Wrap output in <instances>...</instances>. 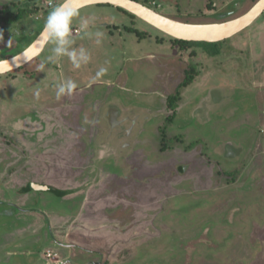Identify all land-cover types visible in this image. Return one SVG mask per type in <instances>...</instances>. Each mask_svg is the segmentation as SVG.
<instances>
[{
	"label": "rangeland",
	"instance_id": "1",
	"mask_svg": "<svg viewBox=\"0 0 264 264\" xmlns=\"http://www.w3.org/2000/svg\"><path fill=\"white\" fill-rule=\"evenodd\" d=\"M137 1L194 24L257 2ZM61 2L0 0L11 18L0 59ZM71 39L91 57L79 69L48 63L47 43L0 74V264H264V11L217 45L191 46L89 5ZM66 79L78 87L57 98ZM32 184L51 190H23Z\"/></svg>",
	"mask_w": 264,
	"mask_h": 264
},
{
	"label": "water",
	"instance_id": "2",
	"mask_svg": "<svg viewBox=\"0 0 264 264\" xmlns=\"http://www.w3.org/2000/svg\"><path fill=\"white\" fill-rule=\"evenodd\" d=\"M105 3L125 9L172 38L204 42H218L230 38L251 25L264 11V0H257L246 13L237 18L222 22L194 24L172 19L137 0H74L72 7L80 9L89 5ZM46 44L47 40L42 29L23 50L0 59L7 60L11 66V70H7L8 66L5 65L3 70H0V74L14 71L26 65L43 51ZM32 187L41 190L51 189L47 185L39 184H33Z\"/></svg>",
	"mask_w": 264,
	"mask_h": 264
},
{
	"label": "clouds",
	"instance_id": "3",
	"mask_svg": "<svg viewBox=\"0 0 264 264\" xmlns=\"http://www.w3.org/2000/svg\"><path fill=\"white\" fill-rule=\"evenodd\" d=\"M74 0H62L61 3L52 7L49 11L43 25V35H45L47 43L51 44V54L46 58L48 63H54L61 57H67L73 68L79 69L82 65L89 63L91 57L87 49L74 47L71 39L73 18L79 15V9L72 7ZM87 28V23L82 24V30ZM103 34L96 33L98 39L97 44L101 43L99 37ZM2 38V37H0ZM10 44V41L8 42ZM30 59V57H29ZM7 65V70H11V66L7 60H0V70ZM45 62H41L39 70L45 69ZM107 73V68L101 67L93 79L102 78ZM77 83L71 79L61 81L56 85V97L60 98L64 95H70L77 89ZM39 95V92L36 93Z\"/></svg>",
	"mask_w": 264,
	"mask_h": 264
},
{
	"label": "trees",
	"instance_id": "4",
	"mask_svg": "<svg viewBox=\"0 0 264 264\" xmlns=\"http://www.w3.org/2000/svg\"><path fill=\"white\" fill-rule=\"evenodd\" d=\"M96 5H104V6H113V5H111V4H108V3H105V4H96ZM116 8H118L121 12H123V13H125V14H127V15H129L130 17H136L135 15H133L132 13H130V12H128V11H126L125 9H123V8H121V7H117L116 6ZM28 15V12L27 11H24V10H21L19 13H17L15 16H14V18L15 19H17V18H22V17H25V16H27ZM136 18H138V17H136ZM227 20V19H226ZM226 20H222V21H226ZM11 21V18L10 17H8V15H6V14H0V27L1 26H3V25H5V24H7V23H9ZM222 21H219V22H222ZM172 38V37H171ZM175 42H177V43H180V44H183V45H199V44H201V43H205V44H213V45H217L219 42H222V41H218V42H204V41H186V40H181V39H175V38H172ZM205 51L207 52V53H209V54H213V55H215V54H218L219 53V49H212V50H207L206 48H205ZM33 187H31V186H28V187H24V189L23 190H31ZM51 190V189H50Z\"/></svg>",
	"mask_w": 264,
	"mask_h": 264
},
{
	"label": "built area",
	"instance_id": "5",
	"mask_svg": "<svg viewBox=\"0 0 264 264\" xmlns=\"http://www.w3.org/2000/svg\"><path fill=\"white\" fill-rule=\"evenodd\" d=\"M53 5V3L50 1V2H48V6L50 7V6H52ZM48 257H51L52 256V253L50 252V251H47V254H46ZM53 256H54V254H53Z\"/></svg>",
	"mask_w": 264,
	"mask_h": 264
},
{
	"label": "crops",
	"instance_id": "6",
	"mask_svg": "<svg viewBox=\"0 0 264 264\" xmlns=\"http://www.w3.org/2000/svg\"><path fill=\"white\" fill-rule=\"evenodd\" d=\"M33 185V184H32ZM39 185H42V184H39ZM31 186V185H30ZM32 187V186H31ZM34 188H32L31 190H33ZM35 190V189H34ZM37 191H40L41 189H36ZM42 191H48V190H42ZM28 253V252H27ZM28 255H30V254H28ZM72 256V255H71ZM70 257V256H69ZM66 260V259H65ZM67 261V262H66ZM65 262H66V264L67 263H69L70 262V260L69 259H67ZM69 261V262H68Z\"/></svg>",
	"mask_w": 264,
	"mask_h": 264
},
{
	"label": "flooded vegetation",
	"instance_id": "7",
	"mask_svg": "<svg viewBox=\"0 0 264 264\" xmlns=\"http://www.w3.org/2000/svg\"><path fill=\"white\" fill-rule=\"evenodd\" d=\"M67 260V259H66ZM70 260V259H69ZM71 260H72V258H71ZM71 260H70V262H71ZM67 262V261H66ZM66 262H62V264H66ZM69 262V261H68ZM69 262V263H70ZM74 262V261H73ZM69 263H67V264H69ZM74 263H76V262H74ZM78 264V263H77ZM97 264H101V262H97Z\"/></svg>",
	"mask_w": 264,
	"mask_h": 264
}]
</instances>
